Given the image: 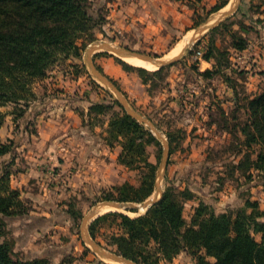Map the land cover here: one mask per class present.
Wrapping results in <instances>:
<instances>
[{
    "label": "rangeland",
    "instance_id": "rangeland-1",
    "mask_svg": "<svg viewBox=\"0 0 264 264\" xmlns=\"http://www.w3.org/2000/svg\"><path fill=\"white\" fill-rule=\"evenodd\" d=\"M220 1L178 0L179 4H187L191 8H196V3L200 4L198 11L195 10L191 15L193 19H189V24L185 27L169 25L168 29L166 28L169 34L167 36L161 32L158 35L153 34L150 36L144 35L142 32H133L128 35L126 32L116 31L112 27L113 19L111 18V6H109L111 0H90L91 11L94 15H101L103 23L91 26L90 30L93 33V38H85L87 44L81 50L80 56L73 60L65 56H59L47 69L45 77L35 79L32 88L36 98L30 102L28 108L21 104L15 106L11 103L0 106V141L5 143L11 141V150L0 156V172L1 170L9 172L10 185L19 190L20 198L25 207H27L25 213L6 217V233L1 238V240L10 242L16 255L25 259L46 257L53 264H121L96 253L84 241L82 236L83 217L97 203L104 200H113L105 198L107 193L111 191L112 185L124 181L138 184L142 175V168L130 169L119 164L116 161V155L120 151L119 144L116 141H112L110 144L106 139L111 138L110 140H113L114 138L108 131L109 119L115 113H128L116 99L115 93L91 74L86 63V48L100 41L124 46L158 58L169 59L184 49L182 45L186 38L189 37L185 47H188L189 50L184 51L182 57L172 64L161 66L162 71L158 73H151V71L160 68L157 66L155 69L145 68L148 73H139L136 69L125 71L122 68L124 63L132 65L122 58L125 56L106 50H95L90 56L94 65L100 66L102 70L104 69L103 72L112 75L118 80V82L116 81L117 84H120L123 88L119 90L131 107L137 113L150 120L154 128L162 136V139L159 138L146 123L140 122L128 114L155 136V140L146 145V153L149 159L156 163L154 190L146 199L158 196L156 185L162 193L167 187L179 189L182 186L180 179L182 180L183 174L187 172L186 169H189V167L199 172L198 176L193 178L196 181L195 185L198 186L199 182L205 184L202 186L204 187V192H207L206 196L209 201L219 199L218 193L214 192L221 184L219 178L222 177L223 182L227 176L228 179L241 181L239 178H242L241 176H244L245 172L239 170V174H237L234 170L233 174H231V165H233L234 161L229 155L234 154V152L239 153L240 149L244 148L241 157L246 151L251 157H254L253 155L258 146L253 144L250 148H245L242 140H239V134H233V139L223 146L219 144L220 141L209 146L210 142L203 138L204 132L199 130V121L202 119L204 109L200 112L196 106L199 104L209 105L214 102L210 96L208 98L204 95H207L206 92L211 93V88L209 87L218 86V81L216 79L214 81H203L199 78L197 74V67L199 66L195 62L197 59L194 54L196 50H200L203 53L207 49L209 41L213 40L219 49L217 53L218 63H220L218 68L223 72V75L219 73L220 76L224 79L229 77V80H225L229 85H233L236 94H238V91L243 93L242 83L236 77L243 76L244 70H240V64L237 65L236 60L231 58V56H236L231 41L237 39V36L245 27L251 28L252 40L258 32L254 28L256 26L255 23L259 24L260 28H264V22H262L264 19L253 18L256 12H262L264 15V0H227L225 6L210 13L212 6ZM201 3H204V5ZM230 8H234L233 13L227 17H222L217 24L205 31L199 39H192L199 27L214 23L223 12L228 11ZM195 22H197V25H195ZM243 26L245 27L243 28ZM137 28L141 29L140 26ZM233 34L236 37H233ZM83 39L79 38L77 42L82 43ZM198 40L199 42L196 43ZM99 51L105 54H99ZM191 52L192 54H190ZM114 66H120L124 72L115 75ZM226 72L228 73L226 74ZM255 72H257V68ZM141 78L146 80L147 84H143ZM137 80L141 84L138 85ZM198 88L199 90H197ZM87 90L92 93L94 103L108 105L106 109H101L100 112L94 111L91 114L93 117L91 122L96 124L99 129L97 131L94 130L93 133L101 138L98 141L99 143H94L95 148L98 151L104 150L108 154L102 155L106 159H97L92 164L93 166H99L100 164L103 166V169H100L101 174L96 173L97 168L93 169L92 165H89L91 164L90 161L82 163L79 157L78 161L80 164L75 165L74 170L77 167L80 169L88 167L91 170L89 169L88 173L83 170L81 175L80 172L75 175L76 173L70 174L69 170L72 169V166L69 162H65L63 153L72 150L80 152L81 148L77 144L72 145L67 142L66 144H45L42 150H39L34 142L35 137H33V134L36 133V120L33 117V112L39 108V105H46L48 97L50 98L54 95L57 97L62 96L60 92L63 93L64 91L63 97H78L79 95L84 96V91ZM192 90H197L198 92ZM203 96L207 104L202 103L204 101L203 99L201 100ZM242 103H245L244 99H241L240 104ZM21 107H23L24 112L16 117L15 114L20 112L19 109ZM231 115H235V113L232 112ZM231 119L228 120L222 117L224 125L229 126L231 123L237 122L234 119L240 121V125L245 121L246 116L242 115L239 118V115L236 114V118L231 117ZM105 121L107 124L104 126ZM182 127L189 130L187 132L193 140L192 146H181L182 137L186 134V130ZM168 136L172 138V151L170 152L169 150L164 167H160L164 140L168 142V147L170 148ZM179 147L184 148V150H177ZM51 152H55V157ZM59 163L62 166H58ZM218 170L227 171L229 175L219 174ZM252 175H254L252 179L254 185L257 183L262 184L261 175L255 172ZM249 176H244V179H251V176ZM241 194V200L244 203L248 196L245 191ZM253 194L259 199L260 209L264 210V194L260 191H255ZM143 201H121L135 206L112 207L113 209L105 211L102 210L106 206L100 207L94 215L87 219L84 227L85 233L96 243L100 241L105 244L106 236L103 237L100 233H109L113 228L114 221L110 218L104 220L100 227L96 229L98 232L95 239L91 237L89 232L90 222L96 216L110 210L120 211L131 217L143 214L148 207L141 208L137 206ZM240 207L242 205L232 209L233 214ZM247 211H250V209L248 208ZM188 214L189 210L187 207L184 215L188 216ZM259 219L264 220V216H260ZM254 236L259 239L258 234H254ZM101 243L98 244L101 245ZM184 255L186 256L177 258L180 259L177 264H194L193 258L189 254Z\"/></svg>",
    "mask_w": 264,
    "mask_h": 264
},
{
    "label": "trees",
    "instance_id": "trees-1",
    "mask_svg": "<svg viewBox=\"0 0 264 264\" xmlns=\"http://www.w3.org/2000/svg\"><path fill=\"white\" fill-rule=\"evenodd\" d=\"M226 3L227 0H221L212 6L210 12ZM90 5V0H0V106L11 103L28 108L36 98L32 88L34 80L45 77L47 69L59 56L72 60L80 56L87 44L85 38H93L91 26L103 23L101 15H94ZM246 28L249 27L241 32H245ZM241 32L237 39L231 41L235 50L246 46L247 39ZM233 37L236 35L233 34ZM79 38H84L82 43L77 42ZM218 52V47L210 40L201 56L214 59L215 64L212 69L197 70V74L211 77L223 73L218 68ZM97 68L102 71L100 66ZM122 68L148 73L143 67L127 63ZM159 71L162 67L151 73ZM106 76L120 89L116 80ZM225 79L229 80V77ZM141 82L147 84L143 78ZM241 99L245 100L242 104L247 108L246 119L240 125V121L231 123L230 128L235 131L238 125L244 136V147L256 144L258 149L254 157L246 151L236 167L245 172V177L249 176L251 168L256 169L262 177L264 190V91L252 97L242 96ZM107 107L103 103H92L88 111L100 112ZM19 110L16 117L24 112L23 107ZM231 116L236 118V113ZM108 127L114 138H106L107 142L116 141L120 146L117 162L130 169L142 168V175L138 184L124 181L112 185L105 198L141 202L154 190L156 163L149 159L146 145L152 143L155 136L126 113H115L109 119ZM168 141L171 152L172 138L169 136ZM10 150L11 141H0V156ZM191 196L188 188L167 187L143 214L131 217L110 210L96 216L89 224L90 235L95 239L96 229L110 218L114 221L113 228L109 233L101 232L103 237L106 236L105 244L98 243L137 264H161L162 261H171L183 251L193 258L194 264H264V220L259 219L264 216V210L260 209L257 201L246 198L244 205L234 214L231 210L215 213L210 205L200 202L186 220L184 202ZM248 208L250 211H247ZM26 211L19 190L10 185L9 172L1 170L0 264H53L46 257L21 258L14 253L9 241L1 240L6 233V217ZM254 234H258L259 239Z\"/></svg>",
    "mask_w": 264,
    "mask_h": 264
},
{
    "label": "crops",
    "instance_id": "crops-1",
    "mask_svg": "<svg viewBox=\"0 0 264 264\" xmlns=\"http://www.w3.org/2000/svg\"><path fill=\"white\" fill-rule=\"evenodd\" d=\"M201 4L204 5V3ZM196 5V8H191V6L189 7L187 4H179L178 0H111V4L109 6H111V18L113 19L112 27L116 31H123L128 35L133 32H142L144 35L150 36L153 34L158 35V33L161 32L167 36L169 35L167 33L169 25L185 27L189 24V19H193L191 17L192 13L195 12V10L198 11L200 7V4L196 3ZM257 17L264 19L262 12H256L253 18ZM255 24L256 26H254V28H256L255 30H258V32L254 35L252 40L251 28H247V32H241L247 39L246 46L242 50L234 49V54L236 56H231V58L236 60L237 65L240 64L239 69L244 70L243 76H235L236 79H239V81L242 83L243 93L238 91V94H236L235 89H233L232 86L220 76V74H213L211 77H202L198 74L199 78L203 81H214L215 79L218 81V86L209 87L211 88V93L206 92L207 95H204L208 98L210 96L211 100L214 102L209 105L199 104L196 106L200 112H202L204 109L202 119L199 121V130L204 132L203 138L206 139L207 142H210L209 146H212L218 141H220L219 144H221V146L226 145L228 142H230V140L233 139V134H239V140H243L244 136L241 134L240 130H238V125L235 126V131H233L230 128L231 124L229 125V128L224 126L222 117L232 120V112L238 114L239 118H241L242 115L246 116L247 108L244 106V104H240L241 97L246 95L248 97H252L257 93L264 91V28H260L259 24L257 25V23ZM139 26L141 29L137 28ZM196 64L199 66L197 67V70L203 71L205 69H212L215 61L212 58L205 59L200 56L197 58ZM232 64L234 65V63ZM256 68L257 72H255ZM113 70L115 75H119L121 72H124L120 66H114ZM103 71L104 69L100 72H102L105 76L108 75L118 82V80L112 77V75ZM227 73L228 72H226V74ZM137 82L138 85L141 84L138 80ZM119 87L123 89L120 84ZM197 90H199V88ZM197 90L192 91L198 92ZM64 91L63 93L60 92L62 96L57 97L54 95L53 97H48L46 105H39V108L33 112V117H35L34 119L36 120V133L33 134V137H35L34 142L38 146L39 150H42L43 145L45 144L55 145L56 143L66 144L67 142L72 145L77 144V146L81 148L80 152H77L76 150L67 152L65 151L63 153L64 155H62L65 162H69L72 166V169L69 170L70 174L76 173L75 175H78L80 172L81 175V171L84 170L88 173L90 168L82 167L80 169L77 167V169L74 170V166L80 164L78 161L79 157L80 160H82V163H84V161H90L91 164L89 165H92L95 161H97V159H106V157H102V155H107L108 153L104 150H96L94 145V143H99L98 141L101 138L98 135H94L93 133L94 130L97 131L99 129L97 128L98 126H96V124L91 122L93 119L91 114H93V112L89 113L88 111L89 106L94 103L90 90L84 91L85 95H79L78 97H63L65 94ZM204 96L201 98V100L204 98ZM202 103L207 104L205 100L202 101ZM235 120L238 121L237 119H234V121ZM106 124L107 123L105 121L104 126ZM182 128L186 130V134H184L182 137L181 146H192L191 144L193 143V140L187 132L189 130L184 127ZM177 150L183 151L184 148L182 149V147H179ZM243 151L244 148L240 149L239 153L234 152V154L229 155V157L234 161L233 165H231V174H233L234 170L237 172V174H239L236 164ZM51 154L54 156L55 152H51ZM189 160L191 159L189 158ZM58 166H62V164L59 163ZM92 168H97L98 170H96V173L101 174L100 169L102 170L103 166L101 164L99 166L92 165ZM186 170L187 172L183 174L182 180L180 179L182 186L179 187L181 189L188 188L192 193V196L186 199L184 202L183 215L187 207L189 210L188 216L184 215L185 219L190 218L195 207L200 202L210 205L215 213L232 210L235 207L241 206L243 205V201L241 200V193L243 191H245L246 195L250 199L257 201L258 205H260L258 202V197L253 194L255 191H260L262 194H264L262 184L257 183L254 185V181H252L254 177V175H252L253 172L258 174L256 169L251 168L248 171L251 174V179H244V176H241L243 179L239 178L241 180L240 182H238L236 179H228V176L227 178H224V182L222 177L219 178L221 184L214 191L218 193L219 199L213 201H209V199H207V192H204V187L202 186L205 184L199 182L198 186L195 185L196 181L193 178L194 176H198L199 172L196 169L192 170L190 167ZM226 172L227 171L224 172V170H218L219 174L229 175V172ZM82 176L85 177L86 175ZM229 177L232 178L231 176ZM184 254L187 253L183 251L171 261H162L161 264H177V262L180 260L177 258L185 257L186 255Z\"/></svg>",
    "mask_w": 264,
    "mask_h": 264
},
{
    "label": "water",
    "instance_id": "water-1",
    "mask_svg": "<svg viewBox=\"0 0 264 264\" xmlns=\"http://www.w3.org/2000/svg\"><path fill=\"white\" fill-rule=\"evenodd\" d=\"M234 12V8H230L228 11H225L221 14V16L212 24L207 25V26H201L197 29V31L195 32L194 36L192 39L195 38H200L203 33L205 31H207L210 27H212L213 25L217 24L219 22V20L222 19V17H227L229 14ZM95 50H106L108 52L111 53H116L122 56H133V57H137L140 59H143L147 62H150L154 65H156L157 67H161V66H165V65H170L172 64L174 61H177L180 57H182V55L184 54V51H188L189 48H184L182 51H180L177 55H175L172 58L169 59H162V58H158L156 56L150 55V54H146V53H140L137 52L135 50L129 49L127 47L124 46H119V45H114L112 43L109 42H104V41H100L98 43H94L93 45H89L86 48L85 51V60L86 63L89 67V70L91 72V74L97 78L99 81L103 82L104 84H106L116 95V99L119 101V103L125 108L126 112L132 116L133 118H135L136 120L140 121V122H144L146 123L151 130H153L155 132V134L162 139L161 134L154 128V126L152 125V123L150 122V120L146 119L145 117H143L141 114L137 113L132 107L131 105L128 103V101L126 100V98L122 95V92L119 90V88L108 78L106 77L102 72H100L98 70V68L94 65V63L91 60V53L94 52ZM169 155V147H168V142L167 141H163V153H162V158H161V162H160V167H164V165L166 164L167 158ZM159 175V174H158ZM156 189L158 192V196H152L149 199L144 200L142 203H140L139 207H148L149 205H151L154 201H156L162 194V191H160L159 187L156 185ZM127 205L129 206H135V205H130L128 203L125 202H121V201H116V200H104L101 201L99 203H97L92 209L91 211L85 215L83 217L82 220V236L84 241H86L91 247L92 249L98 253L99 255L109 258L115 262H119L121 264H137L135 261L123 257L119 254H116L108 249H106L105 247H102L101 245H99L98 243H96L95 241H93L90 237L87 236V234L85 233L84 227L87 223V219L89 217H91L92 215H94L98 209L102 206H112L115 208H123L126 207Z\"/></svg>",
    "mask_w": 264,
    "mask_h": 264
},
{
    "label": "bare ground",
    "instance_id": "bare-ground-1",
    "mask_svg": "<svg viewBox=\"0 0 264 264\" xmlns=\"http://www.w3.org/2000/svg\"><path fill=\"white\" fill-rule=\"evenodd\" d=\"M233 5V4H232ZM208 22V21H207ZM189 40V37L186 38L185 42L183 43L182 47H186L187 45V42ZM180 45V46H181ZM180 49V48H179ZM126 62L134 65V66H140V67H143V68H147V69H155L156 68V65L150 63V62H147L143 59H140V58H137V57H133V56H125V57H122ZM107 209H113L112 206H106L105 208H103L102 211H105Z\"/></svg>",
    "mask_w": 264,
    "mask_h": 264
},
{
    "label": "built area",
    "instance_id": "built-area-1",
    "mask_svg": "<svg viewBox=\"0 0 264 264\" xmlns=\"http://www.w3.org/2000/svg\"><path fill=\"white\" fill-rule=\"evenodd\" d=\"M195 58H199L201 56V51L200 50H196L195 54H194Z\"/></svg>",
    "mask_w": 264,
    "mask_h": 264
}]
</instances>
